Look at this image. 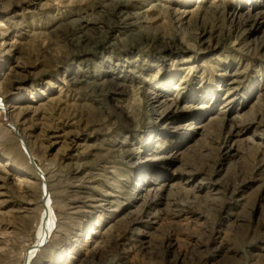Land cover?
<instances>
[{"label": "rangeland", "instance_id": "obj_1", "mask_svg": "<svg viewBox=\"0 0 264 264\" xmlns=\"http://www.w3.org/2000/svg\"><path fill=\"white\" fill-rule=\"evenodd\" d=\"M0 96V264H264V0H0Z\"/></svg>", "mask_w": 264, "mask_h": 264}, {"label": "bare ground", "instance_id": "obj_2", "mask_svg": "<svg viewBox=\"0 0 264 264\" xmlns=\"http://www.w3.org/2000/svg\"><path fill=\"white\" fill-rule=\"evenodd\" d=\"M68 31H70V28ZM6 44H10V42L5 41L4 43H2V46L6 45ZM113 87H116V85H114ZM1 99H2V97L0 96V106H2L4 104V101H2ZM4 106L7 107L8 104H5ZM1 110H3L2 107H0V111ZM7 113L9 114L10 112H7ZM9 120L10 121L13 120L12 116L9 117ZM13 122L16 125H14L13 123L10 122L12 125L11 129L13 128V130L20 133L19 124L17 123L16 120L15 121L13 120ZM20 124L23 125L24 123L21 122ZM21 136H22V134H21ZM22 139H23V142L20 140V143L22 144L23 150L26 153V150H28V149L26 147V141L24 139V136H22ZM252 139H254V137L250 136L249 140L253 141ZM26 156H27L28 161L30 162V158L28 157L27 153H26ZM31 156H32V154H31ZM32 158H34V157H32ZM30 164L32 165L31 162H30ZM37 166H38V164H37ZM32 167H33V165H32ZM38 168L41 170V168L39 166H38ZM33 170H34V167H33ZM34 172H35V170H34ZM41 172H42L43 178L45 180L43 170H41ZM35 174L38 175L36 172H35ZM39 177L42 178L41 176H39ZM50 189H51L50 184L46 185L45 190H47V192L49 193L48 195H50V197H48V199L43 204L44 209L42 211L41 219L39 222L40 224L38 227L37 239L31 245L30 249H28L27 252L25 253L24 257L22 258V264H33V260H34L35 256H38V254L36 255V252L40 251V248L46 247L50 243L53 235L55 234V232L58 229L57 216H56V213L54 210V205H53V201L51 198L52 194H51ZM2 195H3V193H0V196H2ZM161 246H163V245H161ZM104 253H106V251Z\"/></svg>", "mask_w": 264, "mask_h": 264}, {"label": "water", "instance_id": "obj_3", "mask_svg": "<svg viewBox=\"0 0 264 264\" xmlns=\"http://www.w3.org/2000/svg\"><path fill=\"white\" fill-rule=\"evenodd\" d=\"M16 135L18 136V138L23 142V139H22V136L19 132H16ZM25 148V147H24ZM26 150V149H25ZM26 153L28 155V157L30 158V162L32 163L33 167H34V170L35 172L42 177V180L44 181V183L46 184L44 178H43V175H42V172L41 170L38 168L37 164L35 163L34 159L32 158L30 152L28 150H26ZM44 184V185H45ZM49 193L47 192V190H45V193H44V196H43V200L46 201L47 198H48V195Z\"/></svg>", "mask_w": 264, "mask_h": 264}]
</instances>
